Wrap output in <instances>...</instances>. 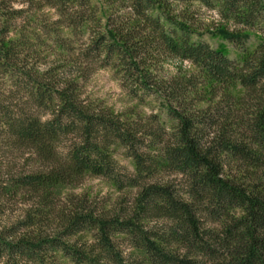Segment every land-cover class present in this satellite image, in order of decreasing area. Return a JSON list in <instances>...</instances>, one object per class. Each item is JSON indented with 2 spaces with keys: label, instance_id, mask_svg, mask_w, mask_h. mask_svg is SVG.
I'll return each instance as SVG.
<instances>
[{
  "label": "trees",
  "instance_id": "obj_1",
  "mask_svg": "<svg viewBox=\"0 0 264 264\" xmlns=\"http://www.w3.org/2000/svg\"><path fill=\"white\" fill-rule=\"evenodd\" d=\"M36 1L54 10V26L14 37L22 10L0 1V81L9 82L0 149L29 164L0 181V198L30 204L0 229V264H264V0H126L127 14L114 9L104 29L90 0ZM192 1L259 37L248 46L228 33L239 51L230 57L193 33L186 15L170 14L171 2ZM86 23L93 34L77 48ZM47 42L87 69L110 66L139 103L160 98L170 125L158 113L114 112L82 97L76 77L28 67L25 54ZM163 55L194 69L167 73ZM89 177L121 196L102 203L74 193Z\"/></svg>",
  "mask_w": 264,
  "mask_h": 264
},
{
  "label": "rangeland",
  "instance_id": "obj_2",
  "mask_svg": "<svg viewBox=\"0 0 264 264\" xmlns=\"http://www.w3.org/2000/svg\"><path fill=\"white\" fill-rule=\"evenodd\" d=\"M0 1H2V10L8 13L16 9L22 10V14L12 18L10 22L11 31H9V35L11 37H14L16 31L22 28H25L26 31H32L37 23L40 22L54 26L52 23L56 19L54 10L46 5L38 6L36 0H33V2H28V0ZM90 3L95 7L96 17L100 19V27L102 29L107 28L105 23L110 12L114 9H117L118 13L127 14L128 12V7L125 6L126 0H90ZM168 9L171 12L170 14L175 16L177 20L182 19L181 14L186 15V21L191 26L193 33L198 34L211 46L221 48L230 57H238L239 51L237 47L228 41V33L243 35L248 46H251L259 37L257 31L234 24L231 20L222 19L215 8H207L195 1L189 3L171 2ZM85 25V28H82L74 36L73 41L77 48L90 39L96 24L86 23ZM59 30L66 37L72 36L69 27L60 26ZM35 49L37 54L33 52L25 54L26 60L24 62H26L28 67L33 66L40 73L47 71L58 81L76 77L81 83L82 97L110 108L114 112H124L134 108V110L141 113H158L161 121L166 126L170 125L166 119L164 105L160 98L153 95L146 96L141 103L136 99H132L121 86L119 77L110 66L88 68V70L85 62L73 57L75 55H68L67 52L53 44V42L37 44ZM160 60L164 71L170 74L190 72L194 69L190 62L178 57L163 55ZM8 83V80H1L0 90L7 88ZM231 88L235 93L242 91L237 82ZM114 157L125 170L132 171L133 164L129 158L124 156L122 150L115 151ZM25 158L26 155L13 159L11 155H5L3 149H0V181L6 177L8 172L28 169L29 164ZM73 192L85 194L93 200L102 203L115 201L122 194L113 189L105 180L95 177H89L84 180ZM29 205V203L27 204L26 201L20 198L13 200L0 198V229L10 227L15 222L20 221L24 215V210ZM62 262L64 263V261Z\"/></svg>",
  "mask_w": 264,
  "mask_h": 264
},
{
  "label": "clouds",
  "instance_id": "obj_3",
  "mask_svg": "<svg viewBox=\"0 0 264 264\" xmlns=\"http://www.w3.org/2000/svg\"><path fill=\"white\" fill-rule=\"evenodd\" d=\"M14 7H15V5H14Z\"/></svg>",
  "mask_w": 264,
  "mask_h": 264
}]
</instances>
